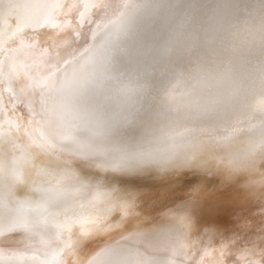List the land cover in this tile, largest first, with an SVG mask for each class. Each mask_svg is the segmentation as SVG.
<instances>
[{
  "label": "rangeland",
  "instance_id": "obj_1",
  "mask_svg": "<svg viewBox=\"0 0 264 264\" xmlns=\"http://www.w3.org/2000/svg\"><path fill=\"white\" fill-rule=\"evenodd\" d=\"M111 1L115 2L96 0L92 12L82 20L80 0H60L57 7L60 12L56 9L50 22L18 33L15 46L24 44L21 54L25 56L27 53L39 56L47 51L44 56L49 60L61 57L80 41L87 40L98 17L112 5ZM248 2L238 8V15L218 25L215 32L210 30L214 38L207 45L186 52L182 62L176 65L159 56L160 69L150 71L151 85L167 92L162 106L165 109L173 104L195 103L211 95L223 96L219 104L225 103L224 96L232 98L242 89L243 82L250 84V90L211 110L197 109L198 114L191 113L177 129L147 130L140 135L134 128H127L126 134H121L124 138H118L111 149L97 143V147L91 144L84 149L72 145L74 156L80 155L79 159L75 157L80 163L71 162L74 160L37 141L33 125L36 117L29 104L31 98L23 90V79L14 74L11 85L0 82L3 180L10 183L15 196L51 202L50 214L69 228L70 244L63 252H68L64 256L69 257L71 264H82L95 252L111 245L110 250L116 252V245H126L133 238L148 242L145 251L154 260L165 247L181 248L189 264H248L244 251L247 244L254 243L257 259L254 262L263 264L264 159L259 157L258 161L243 155L253 138L264 135V0ZM108 34L104 33L105 40ZM3 52L1 47L0 58ZM31 59L27 58L26 63ZM98 147L102 152L100 158ZM170 149L178 155L170 166L157 171L155 167L141 169L138 165L142 157ZM15 229V232L6 230L2 238L28 239L39 229L47 233L57 230L49 222Z\"/></svg>",
  "mask_w": 264,
  "mask_h": 264
},
{
  "label": "bare ground",
  "instance_id": "obj_2",
  "mask_svg": "<svg viewBox=\"0 0 264 264\" xmlns=\"http://www.w3.org/2000/svg\"><path fill=\"white\" fill-rule=\"evenodd\" d=\"M95 1L80 0L79 16L82 20L84 16L92 12ZM59 2L60 0H0V48L4 47V52L0 58V72L2 73L0 82L7 86L12 83L11 79H13L14 74L23 79V90L25 88L29 98H31L29 104L32 106L33 111H31L36 117L33 125L35 126L37 141L43 142L50 149L58 150L60 155H65L67 159L74 160L71 162H82L78 160L79 154V157H77L78 155L74 156L72 145L75 148L81 146L84 149V146L97 143L102 146L107 145L111 149L118 138H124L122 135L127 128H134L140 135H144L147 130L151 132V130H159L160 128L177 129L187 117L190 118L191 113L196 114L199 111L197 109L202 107V110H211V107H219L229 101H234L233 99H236L234 97H237L239 93H245L250 87L248 82H243L242 89H238L232 98L224 96L225 103L222 104H219V100L223 96L212 97L211 95L200 100L197 99L198 101L195 103L173 104L165 109L162 106L167 92L158 90L157 86L151 85L152 73L150 71L151 69L152 72L160 69L157 60L159 56L168 58L172 64L176 65L177 62H182L186 52H190L194 47H199L201 44L207 45L209 39L214 38L212 37L213 32L210 30L215 32L219 28L218 25L224 24L223 22L227 18L234 16L238 8L240 9V6L246 4L248 0H115L114 3L111 1L112 5L98 17L93 30L90 29L92 30L91 33H87L89 35L87 40L80 41L68 53L50 60L44 56L47 51L39 56L35 53H27L26 56L21 54V48L24 44L19 43L15 46L14 41L16 40L14 38L16 35L24 29H30V27L34 30L33 27H38L55 17V10L58 9L59 11L57 8L60 6ZM66 4L68 3L66 2ZM105 32H109L106 40ZM10 40L12 41L7 43ZM27 58H32L31 64L26 63ZM241 62L243 61L241 60ZM261 74L263 75V73ZM13 91L15 92V89ZM1 99L0 91V101ZM239 102L237 101V103ZM130 135L132 133L126 137ZM95 146L97 147V145ZM90 148L92 149V147ZM97 150V154L100 153V158L101 149L98 147ZM245 150L244 157H253L258 161L260 158L264 159V135L253 138L252 143L246 145ZM258 153L260 154L258 155ZM177 156L172 149L167 152H155L139 159L138 165L141 166V169L142 166L144 168L164 169L170 166L172 161L177 159ZM4 169L0 167V171L3 172H0V228L3 229V232H0V264H71L69 257L64 256L68 252H63L70 244L69 228L63 226L57 218L50 214L52 211L51 202L15 196L10 183L8 184L3 180ZM84 170L90 171L85 168ZM16 189L17 187H15ZM48 222L56 226V233H47L46 230L39 229L36 233L34 232L35 234L33 233L35 235L33 238L26 239L27 237L24 236V238H16V240L2 238L4 232L11 228L26 226L27 229ZM147 243L146 240L139 241L133 238L126 245L115 244L116 252L110 250L112 245L110 248L104 247L106 249L89 255L90 257L81 263L189 264L187 256L181 248L172 250V248L165 247L157 252L158 257L154 260L145 251ZM156 249L158 250V248ZM254 250V243L247 244V249L244 252L248 264H256L254 262L256 259ZM19 254H23L24 258H17ZM262 263L264 264L263 261Z\"/></svg>",
  "mask_w": 264,
  "mask_h": 264
},
{
  "label": "snow or ice",
  "instance_id": "obj_3",
  "mask_svg": "<svg viewBox=\"0 0 264 264\" xmlns=\"http://www.w3.org/2000/svg\"><path fill=\"white\" fill-rule=\"evenodd\" d=\"M9 231H10V232H15L16 229H15V228H11V229H9ZM0 232H3V229H2V228H0ZM17 258H19V259H23L24 256H23V254H19V255L17 256Z\"/></svg>",
  "mask_w": 264,
  "mask_h": 264
}]
</instances>
